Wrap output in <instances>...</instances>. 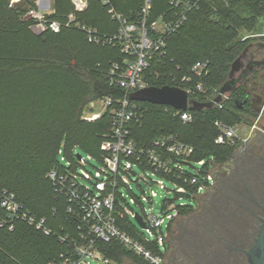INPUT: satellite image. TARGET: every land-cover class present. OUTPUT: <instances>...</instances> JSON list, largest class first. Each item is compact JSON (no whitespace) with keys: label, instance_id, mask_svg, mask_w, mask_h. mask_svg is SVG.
I'll return each mask as SVG.
<instances>
[{"label":"trees","instance_id":"obj_1","mask_svg":"<svg viewBox=\"0 0 264 264\" xmlns=\"http://www.w3.org/2000/svg\"><path fill=\"white\" fill-rule=\"evenodd\" d=\"M111 2L130 22L142 17L144 0ZM33 8H37L35 0L15 4L0 0V190L14 192L25 209L45 217L51 233L21 220L15 222L12 230L0 225L2 264H49L68 248L67 242L60 239L64 230H72L66 215L67 202L56 194L49 172L64 166L58 153L61 148L73 167L77 149L101 162L105 154L101 144L112 134V108L93 121L82 116L87 109L93 110L92 104L97 100L110 95L121 97L124 93L109 78L113 64L123 63L126 57L120 45L91 43L81 28L64 25L74 12L80 25L113 35L119 23L101 0H89L84 12H75L71 0H52V12L47 17L63 24L59 32H35L31 28L34 20L26 17ZM168 9V0H153L151 17ZM263 21L264 0L201 2L182 28L167 37L165 53L156 52L146 70L150 86H172L174 77L190 74L196 62L208 63L207 72L200 79L203 89L190 95L191 120L184 122L172 106L139 101L145 113L139 121L131 122L130 137L139 145H150L160 134H175L194 147L186 159L188 167L194 168L195 163L204 160L199 182H204L208 173L215 176L216 166L228 164L240 147L215 142L220 132L215 121L250 124L252 118L237 110L233 100L221 99L222 107L212 100L216 101L220 89L230 82L231 69L244 45L253 39L264 41V35L245 41L241 31L259 30ZM193 175L189 168L185 170L186 177ZM197 186L185 183L184 197L195 203L178 206L176 217L166 229L165 258L176 219L193 213L199 204L203 193H197ZM172 201L166 198L163 203ZM118 224L142 240L132 220L118 219ZM98 245L115 264H123L124 257L134 264H151L118 240ZM149 247L157 250L155 242L150 241Z\"/></svg>","mask_w":264,"mask_h":264},{"label":"built area","instance_id":"obj_2","mask_svg":"<svg viewBox=\"0 0 264 264\" xmlns=\"http://www.w3.org/2000/svg\"><path fill=\"white\" fill-rule=\"evenodd\" d=\"M71 1L75 12H84L89 6V0ZM203 1L206 0H168L170 9L152 18L153 0H144L142 17L137 22H130L114 8L111 0H101L108 7L112 18L119 23L118 31L109 36L101 34L97 28L77 23L74 12L67 17L64 25H76L81 28L87 34L89 42L120 45L126 57L123 63L113 64L109 78L111 84L121 87L124 93L121 97L110 95L97 100L92 104L93 110L87 109L82 116L85 120L93 121L99 119L108 108H112V134L101 144V149L105 152L101 160L102 168H98L95 173L86 170L79 172L78 166L88 161L82 155L77 159L75 153L76 165L73 167L72 161L64 157L63 149L58 151L61 162L65 164L62 168L51 170L49 176L56 194L66 199V215L72 230L71 232L64 230L60 235L61 241L67 242L68 248L49 264L94 262L115 264L113 260L105 257L98 245L100 242L108 243L112 240L120 241L128 250L142 256L151 264H163L167 239L164 227L167 229L177 215L179 205L175 200L184 198L187 192L185 183L198 185V194L206 192L209 185L214 184L215 177L212 173L203 177L204 182H199L200 166L204 164V160L195 163V175L185 176V170L189 168L186 159L194 152V147L177 135L160 134L150 145H139L130 137L129 129L131 122L139 121L145 113L140 100L132 99L131 95L150 86L146 70L150 67L153 55L158 51L165 53L163 49L167 37L179 31L187 22L189 15L199 9ZM35 2L37 8L30 9L26 14V17L34 20L33 26L41 31L50 29L59 32L63 24L47 17L52 12L46 11L49 0ZM207 65L206 61H198L191 67L190 74L174 77L175 84L172 86L179 87L188 94V108L190 95L203 89L200 79L207 72ZM194 78L197 80L194 81ZM226 94H222V99L226 98ZM98 102L102 108L100 111L95 110ZM212 102L222 107L220 101L213 99ZM188 108L186 110L175 108V114L181 116L184 122H189L192 118ZM215 124L220 131L215 142L229 146H242L257 126L256 121L251 124L246 122L229 124L216 120ZM135 166L141 168L144 177L139 176L134 169ZM157 175L161 179L154 180L152 177ZM138 178H143L147 183H157L162 188H167L163 180L169 178L176 185L175 198L170 203H163L158 213L153 211V207L150 208V212H147L145 207L143 213L134 212L130 209L121 188L125 186L131 191L130 180ZM154 197H157V192L151 190L150 196H145L144 199L152 203ZM137 213L143 217L145 227L133 222ZM122 218L132 220L142 240L118 224V219ZM18 220L25 221L46 234L51 233L45 217H38L25 209L14 192L8 189L0 190V225L12 230ZM150 241L156 243V251L149 247Z\"/></svg>","mask_w":264,"mask_h":264},{"label":"rangeland","instance_id":"obj_3","mask_svg":"<svg viewBox=\"0 0 264 264\" xmlns=\"http://www.w3.org/2000/svg\"><path fill=\"white\" fill-rule=\"evenodd\" d=\"M46 11H52V0H49V7ZM31 28L35 32L41 31L36 26H31ZM241 35L243 37L264 35V21L259 30L243 29ZM101 109L98 102L95 110L100 111ZM251 121L253 123L255 120ZM247 151L243 155L248 156ZM75 153H80L88 161L78 166L79 172L86 170L95 173L98 168H102L101 162L86 152L77 149ZM238 155H240V150L232 162L216 166L214 177L217 178L214 179L212 187L203 192L196 210L176 219L173 231L169 236V250L164 264H247L246 259L243 258V260L238 253L230 250L227 241L233 244H237V242L245 244L247 241L244 243L243 236L248 237L257 232L254 219L245 213L242 206L250 205L251 208H254L252 202L245 199V187L248 185L247 187L253 193H258L261 197V192H258L261 186L255 180L257 176L252 175V169L256 170L258 165H255L251 159H246L245 163L243 156L239 161L240 164H236ZM134 169L139 176H145L139 166H135ZM189 170L195 172L192 167H189ZM152 178L154 180L161 179L158 175ZM82 180L90 184L88 181ZM163 182L167 188H162L157 183H147L143 178L132 179L130 180L131 191L125 186H122L121 190L130 209L134 212L143 213V207L147 212H150V208L153 207V211L158 213L166 198H175L176 185L167 179H164ZM151 190L157 192V197L153 198L152 203L144 199L145 196H150ZM190 202L195 203L194 200L190 201L185 197L182 200H175L177 205ZM133 222L138 224L136 219H133ZM164 230L166 231L165 227ZM250 230H252V234ZM93 264L103 263L94 262ZM123 264L134 263L131 259L124 257Z\"/></svg>","mask_w":264,"mask_h":264},{"label":"flooded vegetation","instance_id":"obj_4","mask_svg":"<svg viewBox=\"0 0 264 264\" xmlns=\"http://www.w3.org/2000/svg\"><path fill=\"white\" fill-rule=\"evenodd\" d=\"M257 36L259 35L245 36L243 40L247 41ZM236 61L235 66L232 67L230 72V79L234 84L232 85L231 91L226 94V99L229 101L233 100L236 104V109L247 118L254 119L257 122V126L250 133L246 142L235 151L230 162L234 160L239 150L240 155H238V157L236 156L237 162L241 160V154H244L245 151L248 150V156H246V154L242 155L245 158V163L246 159H251L255 165H258L256 166V170L252 169V175H254V177L257 176L255 180H257L261 186L258 191L259 193L261 192V197L258 193H253L252 190L247 187L248 185L245 187V199L247 201L250 200L254 208H251L250 205H243L242 207L245 213H247L250 218L254 219V226L257 232L248 237L243 236V240H245L244 243L247 241L245 244H240L242 242L233 244L228 241L227 244L231 251L238 253L242 259H246V263L249 264L244 250L249 249L255 242L261 223L260 217H264L262 209V206L264 207V121H262L264 118V41L250 40L244 45ZM261 102H263L262 109L257 113L255 109L259 107ZM250 232L252 234V230H250ZM164 263L165 261L163 264Z\"/></svg>","mask_w":264,"mask_h":264},{"label":"water","instance_id":"obj_5","mask_svg":"<svg viewBox=\"0 0 264 264\" xmlns=\"http://www.w3.org/2000/svg\"><path fill=\"white\" fill-rule=\"evenodd\" d=\"M20 1L21 0L13 1L11 3L15 4ZM236 62L233 64V67L235 66ZM233 84L234 83L232 82V80H230L229 83L225 84L220 89V95L218 96L216 101H221L222 94L230 92ZM131 97L134 100L149 101L154 104L169 105L174 108L182 109V110H186L189 104V98L186 91L179 87L170 86V85H165L162 87L149 86L133 92ZM262 106H263V102L259 104V107L256 108L255 111L259 113L262 109ZM242 154L241 156H243ZM80 157L81 154L77 153V159H80ZM237 163H239V160L238 162H236V164ZM132 173L135 174V172ZM262 209L264 212L263 206ZM135 218L141 227L146 226L143 217L139 213L136 214ZM260 220L261 223L259 226V232L257 237L255 238V242L252 244V246L249 249L244 250L249 264H264V217H260Z\"/></svg>","mask_w":264,"mask_h":264},{"label":"crops","instance_id":"obj_6","mask_svg":"<svg viewBox=\"0 0 264 264\" xmlns=\"http://www.w3.org/2000/svg\"><path fill=\"white\" fill-rule=\"evenodd\" d=\"M14 1H18V0H14Z\"/></svg>","mask_w":264,"mask_h":264}]
</instances>
